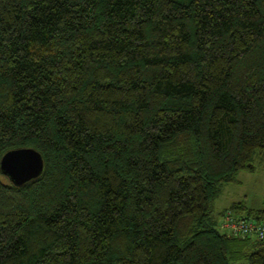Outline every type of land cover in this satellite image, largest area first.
<instances>
[{
	"label": "trees",
	"instance_id": "obj_1",
	"mask_svg": "<svg viewBox=\"0 0 264 264\" xmlns=\"http://www.w3.org/2000/svg\"><path fill=\"white\" fill-rule=\"evenodd\" d=\"M0 264H264L225 184L264 161V0H0ZM252 165V167H250Z\"/></svg>",
	"mask_w": 264,
	"mask_h": 264
},
{
	"label": "rangeland",
	"instance_id": "obj_2",
	"mask_svg": "<svg viewBox=\"0 0 264 264\" xmlns=\"http://www.w3.org/2000/svg\"><path fill=\"white\" fill-rule=\"evenodd\" d=\"M254 171L243 170L237 182L225 184L215 201L216 214H222L235 203H244L248 209L264 210V161L255 160ZM234 264H248L247 260Z\"/></svg>",
	"mask_w": 264,
	"mask_h": 264
},
{
	"label": "water",
	"instance_id": "obj_3",
	"mask_svg": "<svg viewBox=\"0 0 264 264\" xmlns=\"http://www.w3.org/2000/svg\"><path fill=\"white\" fill-rule=\"evenodd\" d=\"M45 167L44 156L32 147L9 150L0 160L1 173L16 187H23L39 179Z\"/></svg>",
	"mask_w": 264,
	"mask_h": 264
},
{
	"label": "built area",
	"instance_id": "obj_4",
	"mask_svg": "<svg viewBox=\"0 0 264 264\" xmlns=\"http://www.w3.org/2000/svg\"><path fill=\"white\" fill-rule=\"evenodd\" d=\"M219 227L229 236L256 235L264 239V223L253 218H244L228 210L220 219Z\"/></svg>",
	"mask_w": 264,
	"mask_h": 264
}]
</instances>
